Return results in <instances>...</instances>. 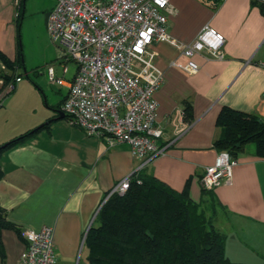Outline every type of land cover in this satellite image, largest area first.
<instances>
[{
  "label": "crops",
  "instance_id": "crops-1",
  "mask_svg": "<svg viewBox=\"0 0 264 264\" xmlns=\"http://www.w3.org/2000/svg\"><path fill=\"white\" fill-rule=\"evenodd\" d=\"M34 2L38 4L32 7ZM54 3L22 0L17 9L13 0H0V52L11 62L18 58L19 23L30 18L41 46L35 66L56 60V46L44 23V14ZM169 3L175 12L168 15L166 29L173 38L189 43L208 26L224 37V56L196 53L192 59L199 69L186 73L169 66L177 56L172 46L164 42L150 46L151 63L163 74L154 96L155 124L161 129L157 142L165 149L141 167L127 144L108 146L103 138L88 137L64 115L59 117L67 83L47 81L49 87L44 88V80L33 79L23 61L24 75L31 80L23 79L19 67L20 81L14 79L12 90L1 95L6 84L0 77V144L51 119L0 155V206L18 229L52 228L56 264H86L84 236L102 200L116 182L142 170L177 191L188 182L194 201L209 202L212 197L217 202L222 213L216 212L214 226L226 236L228 264H264V159L254 154L253 145L236 156L230 184L211 189V197L201 184L205 166L220 152L213 145L220 109L227 106L264 120V0ZM6 71L0 59V74ZM186 104L191 106L190 122L183 118ZM1 239L0 264H16L24 241L14 230H3Z\"/></svg>",
  "mask_w": 264,
  "mask_h": 264
},
{
  "label": "built area",
  "instance_id": "built-area-1",
  "mask_svg": "<svg viewBox=\"0 0 264 264\" xmlns=\"http://www.w3.org/2000/svg\"><path fill=\"white\" fill-rule=\"evenodd\" d=\"M13 2L19 9L22 0ZM174 12L169 0H55L45 24L62 76L56 75L53 63L46 65V75L51 84H68L61 111L69 124L88 137L103 138L108 146L127 144L131 155L142 161L140 167L165 149L157 142L161 129L155 124L154 96L163 74L151 63L150 46L154 42L172 46L177 56L169 66L186 73L199 69L192 59L196 53L204 52L206 58L224 56V37L208 26L189 43L173 38L166 24ZM69 62L75 64V71L66 81ZM20 79L15 77V82ZM12 88L13 84H6L1 95ZM235 164L236 157L220 151L205 166L202 186L211 190L230 184ZM129 183L130 176L116 182L101 204L112 193H123ZM19 236L25 246L16 264H56L51 227L21 228Z\"/></svg>",
  "mask_w": 264,
  "mask_h": 264
},
{
  "label": "trees",
  "instance_id": "trees-1",
  "mask_svg": "<svg viewBox=\"0 0 264 264\" xmlns=\"http://www.w3.org/2000/svg\"><path fill=\"white\" fill-rule=\"evenodd\" d=\"M21 57L20 47L14 62L0 52L7 69L0 74L4 84H13L15 77L20 76L16 69L22 65ZM183 118L191 120L189 104L185 105ZM49 122L51 119L2 143L0 155L31 138ZM215 124L219 133L214 147L236 157L251 143L254 154L264 159L263 119L224 106ZM203 190L212 196L210 190L204 187ZM217 209L212 197L209 202L192 200L188 182L177 191L143 170L135 172L123 193H112L101 204L87 229L83 242L86 264H228L224 252L226 236L214 226ZM3 230H14L19 235V229L6 218L0 206L1 259Z\"/></svg>",
  "mask_w": 264,
  "mask_h": 264
},
{
  "label": "rangeland",
  "instance_id": "rangeland-1",
  "mask_svg": "<svg viewBox=\"0 0 264 264\" xmlns=\"http://www.w3.org/2000/svg\"><path fill=\"white\" fill-rule=\"evenodd\" d=\"M35 1H38V0H35ZM37 4H38L37 2H34L33 5L31 6L35 7ZM31 21H32V18H30V20H28V22H26L24 25L19 23V40H20L19 45L21 48L23 67L24 68L26 67L25 69H27L29 75L33 79L42 78L41 80L42 81L44 80L45 82L43 87L48 88L49 85L47 84L48 83L51 84V83L47 79L46 65L40 66L38 68L35 66L38 61V57L40 53L39 50L41 49V46H40V43L38 42L36 30L33 28ZM52 63H53V67L55 68L56 75L62 76L61 66L58 63V61L54 60ZM23 67H20V71H21L20 73L22 74L23 79L26 81L31 80L29 77H26L24 75ZM67 68H68V72L63 76L65 79H69L72 76L75 70V64L73 62H69ZM37 72H40L42 75H39ZM250 145H253V144L250 143L247 146H250ZM216 212L217 214H219V213H222V210L217 209Z\"/></svg>",
  "mask_w": 264,
  "mask_h": 264
},
{
  "label": "water",
  "instance_id": "water-1",
  "mask_svg": "<svg viewBox=\"0 0 264 264\" xmlns=\"http://www.w3.org/2000/svg\"><path fill=\"white\" fill-rule=\"evenodd\" d=\"M49 14V11H47L45 14H44V23L46 24V20H47V16ZM64 113L63 112H59V117H63Z\"/></svg>",
  "mask_w": 264,
  "mask_h": 264
}]
</instances>
